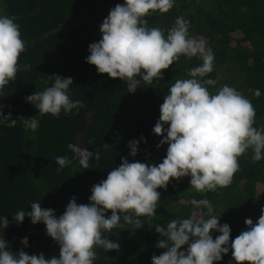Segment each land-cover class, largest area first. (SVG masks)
<instances>
[{
    "label": "trees",
    "instance_id": "1",
    "mask_svg": "<svg viewBox=\"0 0 264 264\" xmlns=\"http://www.w3.org/2000/svg\"><path fill=\"white\" fill-rule=\"evenodd\" d=\"M124 0H0V12L13 16L20 24L26 51L20 63L30 64L28 71L17 74L16 81L0 97L4 113L36 116L40 126L35 133L0 126V216H7L9 227L4 238L13 252L23 249L29 255L43 253L46 259L59 255V246L46 234L45 226L33 225L26 217L22 224L12 222V215L27 210L31 203L53 209L59 217L73 197L78 204L89 203L91 188L107 178L111 168L119 167L122 158L159 164L166 156L167 145L159 149L161 137L152 129L160 117V105L168 87L176 79L201 63L199 58L180 60L164 70L163 79L152 85L141 84L135 93L107 74H98L87 64L89 45L101 39L99 26L110 9ZM184 16L190 22L189 34L202 38L215 55L214 70L208 78L218 81L215 88L227 84L249 98L256 108V127H264V0H177L166 14L156 12L146 19L150 27L165 31L175 19ZM73 79L71 98L84 107L78 115L59 118L41 116L24 98L51 86L49 76ZM261 95L256 98L254 90ZM75 111V110H74ZM167 127V126H165ZM141 142L136 157L130 156L129 142ZM69 143H78L89 151L99 152L100 160L90 161L83 169L77 160L57 171V156H72ZM252 153L239 158L240 169L232 184L216 192L199 194L190 188V177L171 180L161 193L156 217H140V229L133 225L105 233L120 244V250L97 249L95 264H151L153 255L163 250L156 247L161 239L155 224H166L172 218H184L193 210L190 200L206 196L220 215V224H228L231 240L247 229L246 219L255 224L264 209V160L255 162ZM28 211H31L29 208ZM106 215L110 216L109 211ZM219 233L213 232V239ZM27 237L29 246L21 240ZM220 264H236L231 249Z\"/></svg>",
    "mask_w": 264,
    "mask_h": 264
},
{
    "label": "clouds",
    "instance_id": "2",
    "mask_svg": "<svg viewBox=\"0 0 264 264\" xmlns=\"http://www.w3.org/2000/svg\"><path fill=\"white\" fill-rule=\"evenodd\" d=\"M177 0H124L110 9L99 26L101 39L89 45L86 63L95 66L98 74H107L135 93L141 84L152 85L163 79L164 70L181 56L201 63L187 72L186 78L176 79L168 87L160 105V117L152 132L161 137L159 149L167 145L165 158L159 164L122 158L119 167L111 168L107 178L91 188L89 203L78 204L73 197L59 217L55 210L42 208L33 202L31 211L19 210L12 222L22 224L27 217L33 225L43 224L46 234L59 246V255L46 259L43 253L29 255L23 249L13 252L4 238L9 227L7 216H0V264H95L97 249L119 251L120 244L105 233L115 228L133 225L140 229V217L150 221L156 217L161 193L171 180L190 177V188L199 194L216 192L232 184L239 171V158L249 152L252 160H264V127H256V108L251 100L235 87L227 84L215 88L218 81L208 78L214 70L215 55L202 38L189 34L190 22L179 16L166 31L150 27L146 17L159 12L168 13ZM26 51L20 24L16 18L0 12V97L16 81L17 74L28 71L30 64H21ZM51 86L35 91L24 98L43 116L59 118L78 115L84 107L80 100L71 98V77L49 76ZM259 98L261 92L254 90ZM75 110V111H74ZM13 119L0 106V126L35 133L40 120L33 116ZM167 126V127H165ZM143 137L129 142L130 156L136 157ZM72 156H57V171L77 160L83 169L90 161H99V152L89 151L78 143H69ZM193 207L189 216L172 218L166 224H155L161 237L156 247L162 249L153 255L151 264H220L230 249L236 264H264V209L258 221L246 219L247 229L230 242L231 229L220 224L214 204L206 198L190 200ZM111 215H106L108 212ZM219 235L213 239L212 233ZM23 248L28 238L21 240Z\"/></svg>",
    "mask_w": 264,
    "mask_h": 264
}]
</instances>
